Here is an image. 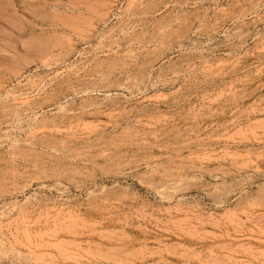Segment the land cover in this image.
Listing matches in <instances>:
<instances>
[{"label": "rangeland", "instance_id": "obj_1", "mask_svg": "<svg viewBox=\"0 0 264 264\" xmlns=\"http://www.w3.org/2000/svg\"><path fill=\"white\" fill-rule=\"evenodd\" d=\"M0 212V264H264V0H0Z\"/></svg>", "mask_w": 264, "mask_h": 264}, {"label": "bare ground", "instance_id": "obj_2", "mask_svg": "<svg viewBox=\"0 0 264 264\" xmlns=\"http://www.w3.org/2000/svg\"><path fill=\"white\" fill-rule=\"evenodd\" d=\"M111 34H112V33H111ZM103 52H104V51H103ZM128 52H129V51H128ZM70 67H74V66H70ZM70 69H71V68H70ZM28 81H29V80H28ZM28 84H29V83H28ZM20 85H21V84H20ZM31 85H32V83H31ZM19 87H20V86H19ZM31 88H32V87H31ZM31 88H30V89H31ZM32 89H33V88H32ZM38 89H39V88H38ZM27 90H28V89H27ZM14 91H15V90H14ZM22 91H23V90H22ZM25 91H26V90H25ZM33 91H34V90H33ZM39 91H40V90H39ZM39 91H38V92H39ZM19 92H21V91H19ZM30 92H31V91H30ZM33 93H35V92H33ZM36 93H37V92H36ZM26 95H27V94H26ZM26 95H25V97H26ZM32 95H33V94H32ZM23 96H24V95H23ZM29 96H30V95H29ZM36 96H37V95H36ZM17 97H18V96H17ZM33 97H34V96H33ZM33 97H31V98H33ZM22 98H23V97H22ZM26 99H28V98H26ZM28 101H29V100H27V102H28ZM27 102H26V103H27ZM26 103H25V104H26ZM28 103H29V102H28ZM16 105H17V104H16ZM18 106H19V105H18ZM8 129H9V128H8ZM8 133H10V132H8ZM6 135H8V134H6ZM4 137H5V136H4ZM7 141H8V140H7ZM14 142H15V141H14ZM8 144H9V143H8ZM13 145H14V144H13ZM13 145H12V146H13ZM22 203H23V202H22ZM7 208H8V207H7ZM7 208H6V209H7ZM9 208H10V207H9ZM10 210H11V209H10ZM17 210H18V209H17ZM5 212H7V211H5ZM0 213H1V212H0ZM4 214H5V213H4ZM7 215H8V213H7ZM0 216H1V215H0ZM16 216H17V215H16ZM0 236H1V235H0ZM2 238H3V237H2ZM3 239H4V238H3ZM5 245H6V244H5ZM10 245H11V244H10ZM3 246H4V245H3ZM6 246H7V245H6ZM13 246H14V245H13ZM15 247H16V246H15ZM19 250H20V249H19ZM20 252H21V251H20Z\"/></svg>", "mask_w": 264, "mask_h": 264}]
</instances>
